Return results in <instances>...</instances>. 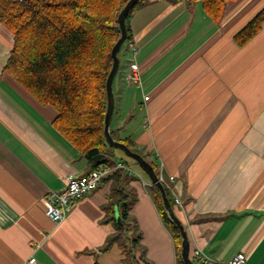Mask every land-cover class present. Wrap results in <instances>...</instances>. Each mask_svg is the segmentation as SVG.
<instances>
[{
    "label": "crops",
    "instance_id": "obj_1",
    "mask_svg": "<svg viewBox=\"0 0 264 264\" xmlns=\"http://www.w3.org/2000/svg\"><path fill=\"white\" fill-rule=\"evenodd\" d=\"M263 7L231 0L216 21L199 1H150L129 20L141 85H117L115 120L114 95L110 130L161 168L182 204L189 254L200 249L219 263L241 252L244 264H264V22L244 45L234 37ZM12 45L0 22V264L31 255L38 264H125L118 242L104 249L117 231L104 210L116 185L136 198L128 234L141 236L140 263L177 264L148 177L115 152L130 176L103 180L61 223L46 216L47 192L92 167L53 126L57 111L3 71Z\"/></svg>",
    "mask_w": 264,
    "mask_h": 264
},
{
    "label": "trees",
    "instance_id": "obj_2",
    "mask_svg": "<svg viewBox=\"0 0 264 264\" xmlns=\"http://www.w3.org/2000/svg\"><path fill=\"white\" fill-rule=\"evenodd\" d=\"M127 1L0 0V22L13 34V45L3 71L40 104L51 105L57 111L53 126L88 159L92 169L103 166L111 169L102 181L113 176L117 178L122 173L131 174L125 168H115L116 148L106 143L103 134L107 106L105 83L112 67L111 49L120 36L118 14ZM150 1L153 0H138L129 11L126 40L131 39V15ZM183 1L187 4L199 1L206 15L218 21L231 0ZM263 22L264 7L235 34L237 43H247L258 33ZM110 133L115 140L135 151L130 137L120 139L113 131ZM128 158L140 168L132 158ZM147 161L159 175V165L152 160ZM164 188L177 215L172 193L168 187ZM150 190L161 219L173 237L177 264H183L179 230L169 219L158 188L151 184ZM135 200L131 188L116 185L109 203L104 206L105 221L112 222L117 230L108 238L104 249L118 242L125 264H141L139 258L145 260L143 251L136 257L141 247L140 234H128L133 224L129 211ZM114 207L118 209L119 222ZM189 256L198 263L194 256Z\"/></svg>",
    "mask_w": 264,
    "mask_h": 264
},
{
    "label": "built area",
    "instance_id": "obj_3",
    "mask_svg": "<svg viewBox=\"0 0 264 264\" xmlns=\"http://www.w3.org/2000/svg\"><path fill=\"white\" fill-rule=\"evenodd\" d=\"M129 49L132 51L134 57L137 54L136 46L130 42ZM126 80L129 84L141 85V77L139 67L137 65L136 60L129 65L128 72L126 74ZM144 101L146 102L149 99L148 95L143 96ZM115 168H125L129 173H132V169L130 165H127L123 161H115ZM161 169V168H160ZM110 168L107 166L99 167L96 169H92L87 174L81 177H68L66 181V187L62 191L50 190L46 194L47 199V207L45 209V214L48 218H50L55 223H61L67 214V211L70 207L79 199L83 198L85 195L93 192L99 184L101 183L103 177L110 172ZM159 181L166 187H168L172 193L174 199V206L177 209L182 208V204L180 199L174 194L172 191L171 185L161 174L158 175ZM172 180L173 177H170ZM194 257L197 259V264H244L246 260V256L239 252L235 254L230 262L227 263H219L210 258L206 253L201 251L200 249H196L194 251ZM22 264H38L37 259L31 255L27 257Z\"/></svg>",
    "mask_w": 264,
    "mask_h": 264
},
{
    "label": "water",
    "instance_id": "obj_4",
    "mask_svg": "<svg viewBox=\"0 0 264 264\" xmlns=\"http://www.w3.org/2000/svg\"><path fill=\"white\" fill-rule=\"evenodd\" d=\"M138 0H128L121 11L118 14V26L120 30V36L114 43L111 49V57H112V67L106 78V96H107V106L106 112L104 115V126H103V134L106 143L116 149L124 152L125 155L132 158L140 168L145 172L151 184L156 186L160 192L163 207L166 210L169 219L176 225L179 230L181 237V248H180V257L183 264H196L193 262L189 256L190 253V244L187 235L186 228L182 221L175 214L174 209L167 198L164 185L159 181L158 175L155 173L153 166L139 153L131 150L125 143L115 140L110 133V123L112 114L114 111V92H113V81L119 69V52L122 44L125 42L127 37V28H126V18L133 6L136 4ZM116 220L119 222V216L116 215Z\"/></svg>",
    "mask_w": 264,
    "mask_h": 264
},
{
    "label": "rangeland",
    "instance_id": "obj_5",
    "mask_svg": "<svg viewBox=\"0 0 264 264\" xmlns=\"http://www.w3.org/2000/svg\"><path fill=\"white\" fill-rule=\"evenodd\" d=\"M129 44H130V41L125 40V42L122 44L120 52H119V60H120L119 69H118V72H117V74H116V76L114 78V81H113V92H114L115 101H116L115 111H114V115H113L114 119L113 120L116 119V114L119 111L118 108H119V105H120V103H119L120 98L118 97L117 85L119 83H121L122 86H123V89L126 87L125 86L127 84L126 74L128 72L129 65H130V63H132V62H134L136 60V57L133 56L132 51H130V49H129ZM128 105L129 104H125V109L124 110L128 109ZM115 153L117 155L125 158L126 160H130L119 149H115ZM135 166L137 168V165H135Z\"/></svg>",
    "mask_w": 264,
    "mask_h": 264
},
{
    "label": "bare ground",
    "instance_id": "obj_6",
    "mask_svg": "<svg viewBox=\"0 0 264 264\" xmlns=\"http://www.w3.org/2000/svg\"><path fill=\"white\" fill-rule=\"evenodd\" d=\"M107 165V164H106ZM114 165V164H113ZM114 172V171H113ZM84 175V174H83ZM130 175V174H129ZM105 179V178H104ZM65 187H66V185H65ZM48 193V192H47Z\"/></svg>",
    "mask_w": 264,
    "mask_h": 264
}]
</instances>
